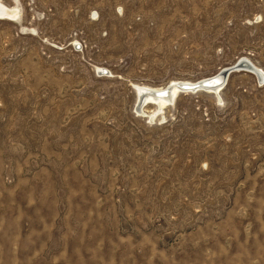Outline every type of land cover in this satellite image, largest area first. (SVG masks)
Masks as SVG:
<instances>
[{"label": "rangeland", "instance_id": "obj_1", "mask_svg": "<svg viewBox=\"0 0 264 264\" xmlns=\"http://www.w3.org/2000/svg\"><path fill=\"white\" fill-rule=\"evenodd\" d=\"M0 4V264H264V0Z\"/></svg>", "mask_w": 264, "mask_h": 264}, {"label": "bare ground", "instance_id": "obj_2", "mask_svg": "<svg viewBox=\"0 0 264 264\" xmlns=\"http://www.w3.org/2000/svg\"><path fill=\"white\" fill-rule=\"evenodd\" d=\"M16 11L14 9L7 8L4 5L0 4V17L2 19H13L15 17ZM239 65L243 66L238 70L242 69H253L249 60L244 59L239 62ZM237 70V69H236ZM258 73V72H257ZM229 74L228 69L220 71L215 76H211L209 78H205L201 81L196 82H176L171 83L170 86L162 87V88H150V87H139L138 93L140 94V104H144L146 102L159 104L160 106H164L168 101H170L173 96L177 93L178 90H182L181 87L185 86L188 88H193L197 84H206L208 86L207 89H200L197 90H215L218 91L220 86H222L224 80H226V76ZM196 90V91H197ZM182 91H191V89H186ZM194 91V90H192ZM140 107V106H139ZM142 108V107H141Z\"/></svg>", "mask_w": 264, "mask_h": 264}, {"label": "water", "instance_id": "obj_3", "mask_svg": "<svg viewBox=\"0 0 264 264\" xmlns=\"http://www.w3.org/2000/svg\"><path fill=\"white\" fill-rule=\"evenodd\" d=\"M242 67H243V66L239 65V62H237V63H235L233 66H231V67L228 69V71L231 72V71H234V70L239 69V68H242ZM228 75H229V74H228ZM228 75H227V76H228ZM197 88H200V89H207L208 86H207L206 84L202 83V84H197V85L194 86L193 88H188V87H185V86L181 87L182 90H183V89H184V90H186V89L197 90Z\"/></svg>", "mask_w": 264, "mask_h": 264}]
</instances>
